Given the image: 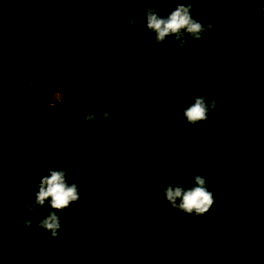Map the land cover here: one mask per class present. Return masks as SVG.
<instances>
[{"label": "trees", "instance_id": "16d2710c", "mask_svg": "<svg viewBox=\"0 0 264 264\" xmlns=\"http://www.w3.org/2000/svg\"><path fill=\"white\" fill-rule=\"evenodd\" d=\"M262 7L194 0L213 28L179 48L154 44L143 0H0V264H264ZM200 95L218 106L193 126ZM49 168L80 190L55 238L47 204L26 211ZM193 174L215 197L200 216L162 189Z\"/></svg>", "mask_w": 264, "mask_h": 264}, {"label": "clouds", "instance_id": "9594fccd", "mask_svg": "<svg viewBox=\"0 0 264 264\" xmlns=\"http://www.w3.org/2000/svg\"><path fill=\"white\" fill-rule=\"evenodd\" d=\"M122 2L134 3L136 0H122ZM169 0H143L146 8V28L149 32L154 33V44H163L168 37H173L177 47L182 48L187 39H201L203 34L213 28L211 22L207 25L194 19L195 10L193 8L194 0H177L174 9L170 10L167 15H161L163 5ZM158 3L159 8H152L147 5ZM258 16L264 15V7L257 13ZM126 23L129 26H134L137 23V17L131 16ZM2 41V37H0ZM3 45L0 43V48ZM2 72V69H0ZM203 93L204 89L201 88ZM218 106V101L215 95L205 97L200 95L195 97L194 102L183 110V116L186 122L196 126L202 121L208 119L210 111L215 110ZM108 112L102 114V118L107 120ZM97 117L93 113H88L85 116L86 121L96 120ZM40 135L43 129L37 130ZM68 173L64 169L49 168L46 175H43L36 186L34 195V203L26 205V211L34 212L38 207L43 208L47 204L49 207L48 213L40 219L37 227L49 232L50 238H55L61 229V219L59 213H63L71 204L78 202L80 190L77 183L68 182ZM193 184L187 189L182 185L172 183H164L162 185L163 193L166 201L172 209L178 213L183 212L188 215L195 214L197 216L207 213L215 203L214 194L207 188L206 178L199 174L192 175ZM19 220L20 217L18 216ZM31 218H24L26 227L32 226Z\"/></svg>", "mask_w": 264, "mask_h": 264}, {"label": "rangeland", "instance_id": "374dc122", "mask_svg": "<svg viewBox=\"0 0 264 264\" xmlns=\"http://www.w3.org/2000/svg\"><path fill=\"white\" fill-rule=\"evenodd\" d=\"M41 93H42L41 94L42 98L47 100L46 102L54 101V100L58 99V94L56 92H50L48 90H44V91H41ZM177 102L180 104V103L186 102V100H184L183 96H182V97H178V101Z\"/></svg>", "mask_w": 264, "mask_h": 264}, {"label": "built area", "instance_id": "2783aa9c", "mask_svg": "<svg viewBox=\"0 0 264 264\" xmlns=\"http://www.w3.org/2000/svg\"><path fill=\"white\" fill-rule=\"evenodd\" d=\"M57 94H58V93H57ZM60 97H61V96L58 94V99H57V101H59V100H60ZM50 102H51V101H50Z\"/></svg>", "mask_w": 264, "mask_h": 264}]
</instances>
